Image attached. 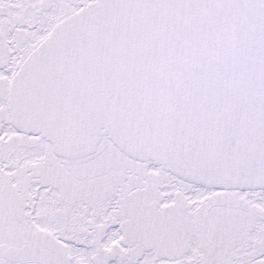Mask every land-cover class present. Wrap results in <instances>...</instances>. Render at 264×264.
Returning <instances> with one entry per match:
<instances>
[{"label":"snow or ice","instance_id":"obj_1","mask_svg":"<svg viewBox=\"0 0 264 264\" xmlns=\"http://www.w3.org/2000/svg\"><path fill=\"white\" fill-rule=\"evenodd\" d=\"M0 264H264V0H0Z\"/></svg>","mask_w":264,"mask_h":264}]
</instances>
